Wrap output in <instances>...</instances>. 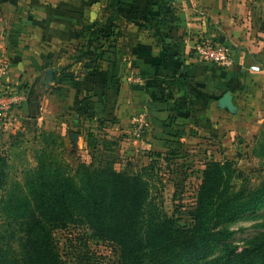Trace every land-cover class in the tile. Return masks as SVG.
I'll list each match as a JSON object with an SVG mask.
<instances>
[{
  "label": "rangeland",
  "instance_id": "rangeland-1",
  "mask_svg": "<svg viewBox=\"0 0 264 264\" xmlns=\"http://www.w3.org/2000/svg\"><path fill=\"white\" fill-rule=\"evenodd\" d=\"M115 3L29 0L8 15L29 16L23 54L35 79L9 83L8 65L0 77V105L8 107L0 114V264H21L28 255L39 264L42 240L34 231L42 233L33 215L39 212L34 210L40 175L79 181L109 169L124 173L127 193L141 190L137 229L169 228L167 240L144 264H264V107L224 141L186 135L159 117L154 125L146 111V85L128 51L135 29L120 16L125 7L117 12ZM106 70L113 84L109 93L105 80L91 78ZM31 86L34 98L28 97ZM170 108L175 118L176 104ZM225 159L230 165L212 169L213 177L229 180L227 192L222 180L210 177L205 183L220 195L210 203L205 228L227 233L223 244H215L198 234L192 211L205 164ZM42 226L43 236L52 230L62 264H123L119 246L88 224Z\"/></svg>",
  "mask_w": 264,
  "mask_h": 264
},
{
  "label": "crops",
  "instance_id": "crops-1",
  "mask_svg": "<svg viewBox=\"0 0 264 264\" xmlns=\"http://www.w3.org/2000/svg\"><path fill=\"white\" fill-rule=\"evenodd\" d=\"M26 2L0 0V63L7 62L6 77L14 85L35 79L29 77L23 54L29 16H8ZM251 2L120 0L119 6L125 7L120 16L131 32L135 29L128 51L146 85V111L154 125L159 117L186 135L210 134L224 141L264 107V5ZM201 41L226 44L232 63L223 67L199 60L195 46ZM103 74L93 72L91 78L105 80L109 93V71ZM32 90L28 97L34 98ZM225 93L229 97L224 101ZM172 103L178 111L175 118L170 117Z\"/></svg>",
  "mask_w": 264,
  "mask_h": 264
},
{
  "label": "trees",
  "instance_id": "trees-1",
  "mask_svg": "<svg viewBox=\"0 0 264 264\" xmlns=\"http://www.w3.org/2000/svg\"><path fill=\"white\" fill-rule=\"evenodd\" d=\"M119 4L120 0H116L117 12L120 9ZM225 165H230L226 159L209 161L205 164L202 171V183L196 196L195 209L192 211L195 220L199 222L198 234L206 236L215 244H223L227 233L223 229L215 230V227L211 230L205 228L210 217L208 213L210 203L217 197L220 198L218 192L212 191L209 186L205 187V183L206 178L210 179V177L217 181L222 180V188H225L224 192H227L229 180L226 181V186L225 178L213 177L212 169L216 166L220 172ZM94 173L96 175L102 173L99 180L96 179ZM40 176L34 210L39 212H34L33 215L35 223L41 226L42 233L39 235L38 230L34 231V238L42 240L40 245L42 251L37 258L39 264H62L53 250L52 230L49 228L43 236L45 232L43 224L52 225L61 221L62 225L67 223L88 224L98 237L119 246L123 264H144L145 257L167 240L169 228L166 230L163 224L149 227L143 232L137 229L135 223L138 224L136 221L142 217L140 203L137 202L142 193L141 190H136L134 194L127 193L129 183L124 173L113 172L110 169L107 172H88L86 177L79 181L68 175H62V179L56 178L55 181H47L43 175ZM133 199L135 204L131 208L130 203ZM28 256L21 259V264H32V259Z\"/></svg>",
  "mask_w": 264,
  "mask_h": 264
},
{
  "label": "built area",
  "instance_id": "built-area-1",
  "mask_svg": "<svg viewBox=\"0 0 264 264\" xmlns=\"http://www.w3.org/2000/svg\"><path fill=\"white\" fill-rule=\"evenodd\" d=\"M195 54L197 58L204 62H211L219 66H228L232 63V50L226 44L212 43L207 41H201L195 46ZM7 62L0 63V77L5 74ZM257 69L256 66L252 67ZM19 101H23L22 96H17ZM8 108L4 105H0V114H4V110Z\"/></svg>",
  "mask_w": 264,
  "mask_h": 264
},
{
  "label": "water",
  "instance_id": "water-1",
  "mask_svg": "<svg viewBox=\"0 0 264 264\" xmlns=\"http://www.w3.org/2000/svg\"><path fill=\"white\" fill-rule=\"evenodd\" d=\"M228 97H229L228 93H225L223 96V100L225 101L226 99H228Z\"/></svg>",
  "mask_w": 264,
  "mask_h": 264
}]
</instances>
